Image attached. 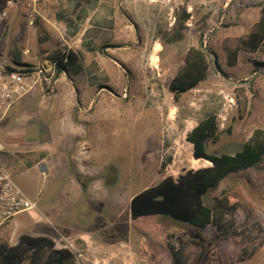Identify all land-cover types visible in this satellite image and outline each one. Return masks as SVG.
I'll use <instances>...</instances> for the list:
<instances>
[{
	"label": "rangeland",
	"instance_id": "rangeland-1",
	"mask_svg": "<svg viewBox=\"0 0 264 264\" xmlns=\"http://www.w3.org/2000/svg\"><path fill=\"white\" fill-rule=\"evenodd\" d=\"M196 1L193 18L187 19L185 27L186 23L191 24L189 29L196 31V47L204 42L208 55L207 77L199 86L182 94L177 101L169 93L167 87L184 60L182 65H174L160 76L146 77L141 71L131 68L122 71L112 64L98 76L100 86L114 92L120 90L119 94L124 89L129 98L115 97L107 111L113 113L109 168L104 179L108 182L107 193L98 192L96 196L89 184L69 183L63 169L44 174L39 168L26 169L29 153L24 146L34 148L37 142L46 139L52 124L51 117L38 124L32 115L37 112L36 108L26 110L24 115L29 121L17 123L25 127L22 136L4 137L1 131L0 139L11 151L7 154L13 162L15 181L28 198L37 202L38 211L31 215L22 213L17 218L31 225L30 228L18 230L10 238L2 234L8 225L1 230L0 243L10 245L18 233L46 235L57 247L72 250L76 264H151L152 261L174 264L171 251L144 236L131 221L128 197L137 189L152 186L168 176L178 178L187 170L208 166L207 161L193 158L186 133L211 114L217 117L218 134L216 140L205 143V150L210 154H234L252 131L264 130V66L255 64L264 62V51L240 53L237 66L231 67L227 66L221 48L223 39L249 32L258 20L264 0ZM17 6L9 7L5 0H0V17L2 12L6 13L0 19V65L16 68L30 63L35 66L39 51L52 45L38 41L41 27L28 25V10H23V16L11 14ZM185 7L186 0L182 15ZM24 49L29 54L23 55ZM150 89L158 93L160 111L156 104L142 102V93ZM185 151L190 156H181ZM50 157L53 159L54 155ZM66 166L73 175L83 172L78 167L73 170L70 162ZM70 180L73 182V176ZM222 194L232 196L238 203L234 217L238 232L249 228L257 234L261 229L257 248L250 257L240 259L239 237L218 239L213 225L200 230L166 216H157L155 221L166 233L173 234L176 241L187 240L200 232L205 240L213 243L216 264H264V169L231 173L217 188L210 189L202 201L211 206ZM63 223L69 224L70 230L61 228Z\"/></svg>",
	"mask_w": 264,
	"mask_h": 264
},
{
	"label": "crops",
	"instance_id": "crops-1",
	"mask_svg": "<svg viewBox=\"0 0 264 264\" xmlns=\"http://www.w3.org/2000/svg\"><path fill=\"white\" fill-rule=\"evenodd\" d=\"M26 4L24 1L15 10H10L11 14L23 16L26 9L31 15ZM196 4V0H186L184 14H188L189 19L193 18ZM183 6L184 0H43L37 5L33 14L34 25H28L41 27L38 41L51 42L52 46L39 51L35 66L25 63L29 65L28 69H35L49 60L48 54L60 46L80 56L82 70L75 77L66 73L58 75L49 93L36 86L0 121V133L2 131L4 137L13 138L26 132L25 127L17 123L30 120L24 115L27 109L36 108L37 112L32 115L38 124H42L46 117L52 118L48 137L37 142L34 148L24 146L31 155L30 159L40 158L34 166L26 169L39 168L43 174L63 169L69 183L89 184L96 196L98 192L107 193L108 182L104 179L109 168L110 124L113 122V113L107 111L115 97L129 98L124 89L119 94L120 90L114 92L100 86L98 76L109 64L119 66L122 71L123 68L141 71L146 77L160 76L172 66L182 65L186 52L197 46L196 31L189 29L191 24L186 23L187 29L182 32L175 26L176 19L183 13ZM178 33L182 37H177ZM23 51V55L29 54L28 50L27 54ZM142 94L144 104L154 103L161 110L160 100L156 97L158 93L150 89ZM0 145L6 152H11L1 139ZM90 158L94 159L89 161ZM69 162L73 170L78 167L83 172H74V176L66 166ZM76 175L80 176V181ZM72 176L73 182L70 180ZM144 189L131 193L128 202ZM19 215L3 230L4 236L10 238L18 230L31 227L23 220L18 221ZM61 228L70 230V225L63 223ZM58 229L54 228L55 231ZM19 235L10 245L17 242ZM152 262L156 264V261Z\"/></svg>",
	"mask_w": 264,
	"mask_h": 264
},
{
	"label": "trees",
	"instance_id": "trees-1",
	"mask_svg": "<svg viewBox=\"0 0 264 264\" xmlns=\"http://www.w3.org/2000/svg\"><path fill=\"white\" fill-rule=\"evenodd\" d=\"M188 14L176 19L177 31L186 29ZM177 37H182L181 33ZM221 48L226 57L227 66H237L240 53H258L264 51V3L260 6V15L248 33L240 37L223 39ZM214 54V52H210ZM48 59L55 67V76L66 73L75 77L80 74V56L64 47H56L48 54ZM264 66V62L255 63ZM215 65L218 67L217 61ZM27 69L28 64L16 65ZM209 69L208 55L205 49L191 47L185 55L182 68L178 69L170 81L168 91L174 101L195 87L206 77ZM218 122L215 114L207 116L186 133V141L192 146V156L196 161L203 160L208 166L185 171L178 178L168 176L156 184L145 188L130 199V219L144 236L171 251L174 264H216L215 247L205 240L200 232L187 240L174 239L157 225V216H166L204 230L209 225L215 226L218 239L238 236L241 244L240 259L250 257L258 245V233L253 234L246 228L237 231L234 217L238 203L230 195L222 194L211 206H206L202 199L212 188L231 173L246 169H264V130L255 129L248 140L234 154H210L205 150L206 141L217 139ZM26 157L25 165L34 166L39 157ZM31 157V155H30ZM78 181L79 175H76ZM0 264H76L72 250L57 247L46 235L31 236L26 233L18 236L14 245L0 243Z\"/></svg>",
	"mask_w": 264,
	"mask_h": 264
},
{
	"label": "built area",
	"instance_id": "built-area-1",
	"mask_svg": "<svg viewBox=\"0 0 264 264\" xmlns=\"http://www.w3.org/2000/svg\"><path fill=\"white\" fill-rule=\"evenodd\" d=\"M26 1L31 15L28 24L34 25L33 14L37 5L43 0H5L7 6ZM6 16L2 12L0 19ZM32 17V18H30ZM27 54V50L23 51ZM55 67L50 60H45L35 69H20L0 65V121L6 117L11 107L21 100L29 91L40 86L44 93L51 92L55 84ZM4 147L0 145V231L10 224L21 213H36L37 202L28 198L26 192L18 186L11 167L13 163Z\"/></svg>",
	"mask_w": 264,
	"mask_h": 264
},
{
	"label": "bare ground",
	"instance_id": "bare-ground-1",
	"mask_svg": "<svg viewBox=\"0 0 264 264\" xmlns=\"http://www.w3.org/2000/svg\"><path fill=\"white\" fill-rule=\"evenodd\" d=\"M185 154H186V156H188V155L190 156V154H189L187 151H185L184 154H181V156H185ZM186 156H185V157H186ZM189 160H190V159H189ZM191 160H192V159H191Z\"/></svg>",
	"mask_w": 264,
	"mask_h": 264
},
{
	"label": "water",
	"instance_id": "water-1",
	"mask_svg": "<svg viewBox=\"0 0 264 264\" xmlns=\"http://www.w3.org/2000/svg\"><path fill=\"white\" fill-rule=\"evenodd\" d=\"M200 46H201V48H203V49H204V47H205V44H204V42H201Z\"/></svg>",
	"mask_w": 264,
	"mask_h": 264
}]
</instances>
